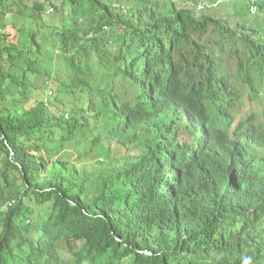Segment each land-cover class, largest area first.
Returning <instances> with one entry per match:
<instances>
[{"label":"trees","instance_id":"trees-1","mask_svg":"<svg viewBox=\"0 0 264 264\" xmlns=\"http://www.w3.org/2000/svg\"><path fill=\"white\" fill-rule=\"evenodd\" d=\"M59 1L0 0V264H264V0Z\"/></svg>","mask_w":264,"mask_h":264},{"label":"rangeland","instance_id":"rangeland-1","mask_svg":"<svg viewBox=\"0 0 264 264\" xmlns=\"http://www.w3.org/2000/svg\"><path fill=\"white\" fill-rule=\"evenodd\" d=\"M60 3H61V0L58 2V4H60ZM202 3L206 4L207 2L204 1ZM209 5L212 6V4H209ZM52 7H53V5H49L47 7V10L45 12L46 19H48L49 20L48 22L51 24V26H53V29H52L53 31H55V30L61 31L64 28L67 14L66 15L61 14V12L59 10H56V9L51 11ZM66 12H69V11L67 10ZM123 153H124V151L122 148L116 147L113 150V155H111V157L108 158V160H116ZM100 159H101V161L107 160L106 158L104 159L103 157H101ZM94 160H97V158H95Z\"/></svg>","mask_w":264,"mask_h":264},{"label":"built area","instance_id":"built-area-1","mask_svg":"<svg viewBox=\"0 0 264 264\" xmlns=\"http://www.w3.org/2000/svg\"><path fill=\"white\" fill-rule=\"evenodd\" d=\"M54 9L53 8H51V11H53Z\"/></svg>","mask_w":264,"mask_h":264}]
</instances>
